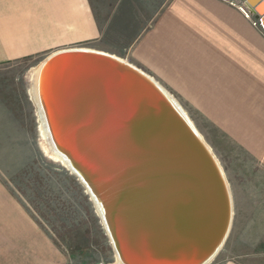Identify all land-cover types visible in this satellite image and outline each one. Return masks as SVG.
<instances>
[{"label": "water", "instance_id": "obj_1", "mask_svg": "<svg viewBox=\"0 0 264 264\" xmlns=\"http://www.w3.org/2000/svg\"><path fill=\"white\" fill-rule=\"evenodd\" d=\"M264 30V0H245ZM30 97L49 152L83 186L113 264H211L234 222L231 186L179 100L116 55L57 49Z\"/></svg>", "mask_w": 264, "mask_h": 264}, {"label": "crops", "instance_id": "obj_2", "mask_svg": "<svg viewBox=\"0 0 264 264\" xmlns=\"http://www.w3.org/2000/svg\"><path fill=\"white\" fill-rule=\"evenodd\" d=\"M149 1L0 0V143L16 137L20 119L15 62L69 47L116 55L153 76L184 108L203 114L237 147L242 228L263 248L264 30L229 0H162L150 12ZM67 262L0 175V264ZM219 264L247 261L237 253Z\"/></svg>", "mask_w": 264, "mask_h": 264}, {"label": "rangeland", "instance_id": "obj_3", "mask_svg": "<svg viewBox=\"0 0 264 264\" xmlns=\"http://www.w3.org/2000/svg\"><path fill=\"white\" fill-rule=\"evenodd\" d=\"M117 0H92L93 4L116 3ZM162 0H150L148 11ZM241 6L247 16L245 0H229ZM104 11V10H103ZM259 25V21L255 20ZM49 53V52H48ZM25 58L15 62V80L21 83L17 97L20 99V115L16 121V137H2L0 143V175L11 189L21 196L24 203L49 232L67 255V264H112L114 253L103 230L100 219L83 186L61 162L54 160L45 150L38 118L33 102L29 100L28 77L46 57ZM31 83V81H30ZM17 94V93H16ZM185 108L205 140L224 164L235 193V213L232 233L220 254L211 264H219L223 258L242 254L247 264H264V247L257 248L254 234L242 228L240 216L237 147L226 139L203 114L185 104ZM254 204V203H253ZM249 219L247 227L251 228Z\"/></svg>", "mask_w": 264, "mask_h": 264}, {"label": "bare ground", "instance_id": "obj_4", "mask_svg": "<svg viewBox=\"0 0 264 264\" xmlns=\"http://www.w3.org/2000/svg\"><path fill=\"white\" fill-rule=\"evenodd\" d=\"M35 69H36V68H35ZM35 69H34V70L31 72V74H30V81H32V79H33V75H34ZM40 131H41L42 139H43V142H44V145H45V150L49 153V155H50L54 160L60 162V160H59L56 156H54L53 154H51V153L49 152V149L47 148V146H46V144H45L44 137H43V132H42L41 128H40ZM112 264H113V263H112Z\"/></svg>", "mask_w": 264, "mask_h": 264}]
</instances>
